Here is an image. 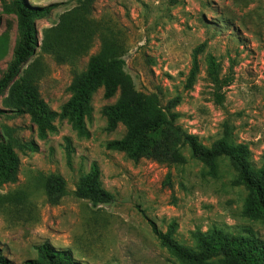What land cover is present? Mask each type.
I'll return each mask as SVG.
<instances>
[{
    "label": "rangeland",
    "instance_id": "rangeland-1",
    "mask_svg": "<svg viewBox=\"0 0 264 264\" xmlns=\"http://www.w3.org/2000/svg\"><path fill=\"white\" fill-rule=\"evenodd\" d=\"M19 1L51 9L32 17L38 45L0 92V143L10 142L20 161L15 182L0 180V248L11 264L37 258L35 246L45 241L70 249L84 264H183L161 244L153 223L166 232L175 222L174 236L187 245H195V231L212 227L249 228L264 239V219L242 213L247 190L234 183L229 159L222 158L210 172L188 147L173 165L146 157L135 161L108 147L126 133L122 123L108 128L103 112L119 99L121 88L107 96L102 85L91 94L84 132L60 116L75 79L113 41L137 91L158 94L163 106L179 96L178 123L207 146L229 123L234 142L247 144L260 167L264 0H93L89 5L84 0H0V80L24 42ZM65 14L71 33L57 43L56 28ZM71 43L81 47L68 49L75 47ZM26 71L40 97L59 113L45 135L31 113H18L14 105L11 87ZM29 142L35 147L23 145ZM94 167L101 187L113 195L109 203L94 205L75 195L80 177ZM52 173L67 183L57 203L46 191Z\"/></svg>",
    "mask_w": 264,
    "mask_h": 264
},
{
    "label": "trees",
    "instance_id": "trees-1",
    "mask_svg": "<svg viewBox=\"0 0 264 264\" xmlns=\"http://www.w3.org/2000/svg\"><path fill=\"white\" fill-rule=\"evenodd\" d=\"M84 2L89 5L93 0H84ZM18 8L24 42L9 71L0 80V92L14 79L19 67L26 61L27 54L38 45L32 17L48 13L51 6L26 5L19 1ZM70 29L72 22L69 14H65L61 18L60 27L56 28L57 43H61V38L71 33ZM71 44L75 47L68 49L81 47V44ZM119 49L116 42L109 41L92 57L88 70L73 82V95L64 104L60 116L70 118L74 127L84 132L85 118L91 111V94L102 85L105 86L107 96L114 95L121 88L122 94L119 99L104 106L103 112L107 117L108 128L114 129L122 123L126 127V133L120 139L109 141L108 147L124 151L135 161L146 157L168 165L181 162L184 158L182 151L188 147L192 157L200 160L210 172H216L219 161L227 158L236 170L234 183L244 186L247 190L243 215L252 219H264V162L260 167L253 164L250 147L245 143L234 142L229 123L225 124L220 138L210 146L203 144L196 134L189 132L178 123L179 113L174 109L180 102L179 96L163 106L158 94H145L135 89L132 77L125 71V60L121 57ZM57 53L62 54L58 49ZM32 81L29 71H26L14 82L11 93L16 111L31 113L40 134L45 135L48 130L55 128L53 121L59 113L52 110L40 97ZM221 97L217 95L219 102L222 101ZM1 113L3 110L0 109ZM23 145L35 147L32 142ZM19 162L18 154L11 143L2 141L0 143L2 182L17 180ZM45 185L48 199L53 203L59 202L66 194L67 183L60 174H50ZM75 195L79 198L91 199L94 205L113 200V195L101 187L96 167L80 177ZM175 229V222L170 224L166 232L158 229L153 223V231L161 244L183 264H209L214 260H219L220 264H264V239L252 229L248 228L244 232H229L221 227H212L207 231L197 230L193 233L195 245H187L176 239ZM35 249L38 257L26 260L25 264H84L73 257L70 249H57L49 241L36 245ZM11 263L12 261L0 248V264Z\"/></svg>",
    "mask_w": 264,
    "mask_h": 264
}]
</instances>
